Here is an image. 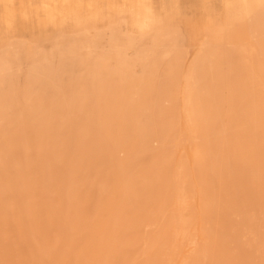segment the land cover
Here are the masks:
<instances>
[{
	"label": "rangeland",
	"instance_id": "1",
	"mask_svg": "<svg viewBox=\"0 0 264 264\" xmlns=\"http://www.w3.org/2000/svg\"><path fill=\"white\" fill-rule=\"evenodd\" d=\"M64 1L0 0V264H264V0Z\"/></svg>",
	"mask_w": 264,
	"mask_h": 264
},
{
	"label": "bare ground",
	"instance_id": "2",
	"mask_svg": "<svg viewBox=\"0 0 264 264\" xmlns=\"http://www.w3.org/2000/svg\"><path fill=\"white\" fill-rule=\"evenodd\" d=\"M77 1L78 0H66V1L62 2L59 5V7L68 13H76L78 10ZM47 9H48V13L55 14L56 11H58V6H50ZM107 10L109 12V11H112L113 8L109 7ZM118 12L123 13L122 11H118ZM85 13L87 15L88 22L90 20L96 21V19H97L96 16L98 15L96 0H88L87 5L85 6ZM68 43L74 44V40L72 39V40L68 41Z\"/></svg>",
	"mask_w": 264,
	"mask_h": 264
}]
</instances>
